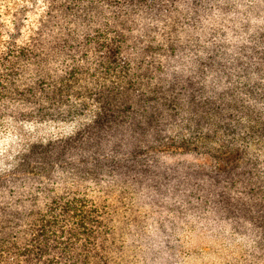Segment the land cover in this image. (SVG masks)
Wrapping results in <instances>:
<instances>
[{"label":"trees","instance_id":"1","mask_svg":"<svg viewBox=\"0 0 264 264\" xmlns=\"http://www.w3.org/2000/svg\"><path fill=\"white\" fill-rule=\"evenodd\" d=\"M179 1L0 0V120L20 137L9 181L0 176L13 186L0 203V264H113L112 186L160 188L175 172L160 157L206 160L192 170L209 196L216 184L223 212L264 206L256 89L207 95L163 61L176 48L154 41ZM42 125L63 131L38 136ZM256 218L264 227V210Z\"/></svg>","mask_w":264,"mask_h":264},{"label":"rangeland","instance_id":"2","mask_svg":"<svg viewBox=\"0 0 264 264\" xmlns=\"http://www.w3.org/2000/svg\"><path fill=\"white\" fill-rule=\"evenodd\" d=\"M163 19L153 24V38L164 51L176 48L174 58L163 60L171 73L197 76L205 94L213 97L247 100L254 88L250 103L264 112V0H180L167 25ZM14 126L0 120V176L7 180L20 143ZM38 130L45 137L63 131L49 125ZM160 159L175 171L164 176L160 188L126 187L119 181L112 186L121 195L114 196L118 215L111 224L112 263L264 264V227L256 218L263 216L264 206L223 212L211 199L219 191L216 184L209 196L205 176L192 170L201 171L197 168L206 160L193 155ZM12 187L0 182V203L11 200Z\"/></svg>","mask_w":264,"mask_h":264}]
</instances>
